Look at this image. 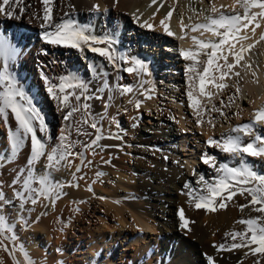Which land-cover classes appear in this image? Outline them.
Instances as JSON below:
<instances>
[{
	"label": "bare ground",
	"instance_id": "1",
	"mask_svg": "<svg viewBox=\"0 0 264 264\" xmlns=\"http://www.w3.org/2000/svg\"><path fill=\"white\" fill-rule=\"evenodd\" d=\"M2 4L3 0H0V5ZM19 4L24 9L19 19L8 18L4 12H0V33L10 39L16 38L14 42L20 52L15 61L11 62L12 70L20 87L33 98L48 126L51 140L45 137L46 152L57 145V138L61 131L66 129L63 116L67 110H62L49 96L45 76L57 84L59 78L66 74L77 76L87 85L86 95L93 96V99L86 101L90 105V119L102 127L105 137H121L99 141L101 147L96 148V155L86 152L85 164L88 161H91V164L82 166L80 173H75L76 165L80 164L79 159H76L71 167H61L59 171L52 173L54 181L61 184H79L78 188L65 186L64 194L56 200L54 206L50 201L41 199L35 206L28 203L21 209L14 190L9 185L18 171L26 168L30 142L26 141L17 155L11 156L9 130L15 128V121L11 115L7 123L0 120V216H3L16 237L14 244L17 250L13 254L20 264H25L20 248L27 254L29 264H158L159 257L162 258L161 264H207L208 257L213 258L214 264H256L257 260L259 264H264V255L253 256L245 247L218 250L220 245L227 249L232 243L239 242V239L233 241L230 236L225 235L245 230L246 226L237 221L260 215L252 211L251 206L240 210V205L249 203L250 197L247 194H237L227 202L226 208H217L215 212H208L203 208L188 209L186 216L196 219V223L191 225L189 222L187 228L181 230L185 236L190 237V241L183 240L179 246L173 244L170 234L179 231L176 228L180 223L175 217L174 209L182 204L181 196L184 192L189 195L190 190H196L195 194L199 195V190L203 187L198 183L199 178L204 176L211 183L220 173L216 169L201 171L191 180L187 175L189 171L183 172L182 169L181 172V168L177 170L171 167L173 160L165 155V152L160 160L155 154L152 158L149 157L147 152L148 147L163 148L167 147L166 143L174 141L173 136L177 133L172 125L184 130L181 119L178 120L180 127H177L175 118L171 114L166 117V112L158 108V101H161L158 93L167 95V85H174L173 88L182 92L188 104L190 103L187 96L189 86L178 83V75L182 69L187 73L188 67L187 60L180 55L181 51L197 48L193 37L202 41L218 40L211 32L191 31V26L205 23L206 16H216L221 12L226 15H243V9L236 0H156L155 4L153 0H53L52 16L55 22L71 18L81 25L88 26L91 34L98 38L110 39L117 57L139 59L148 65L150 75L145 77L127 73L124 69L131 65L124 64L119 59L114 67L87 47L80 51L44 43L41 37L45 29L40 27L41 20L36 18L43 16L44 5L41 0H19ZM93 5H99V12L93 10ZM20 7L5 6L7 11L15 8L17 14L20 13ZM211 7L217 8L218 12L212 13ZM169 11H172V16L166 18ZM65 13L69 15L65 16ZM134 15L140 17L139 23L134 19ZM161 20L169 25L174 35L165 33L160 25ZM144 22L154 27H141ZM182 24L186 26L183 31ZM260 24L254 34L251 31L252 26L242 32L248 39L236 46L237 49L241 44L245 47L259 46L258 56L259 59L263 58L260 65H256L259 75L253 73V68L246 66L252 49L245 53L240 66L234 69V72L243 75V88L246 87V92L253 97V102L249 99L247 107L253 114L264 107V40L260 39L264 34V20H260ZM227 49L226 45L225 54ZM199 60L201 63L198 67L200 66L202 71L206 66V56H200ZM229 62H232L231 55ZM165 73L169 74L168 80ZM248 73L255 74V79L250 80ZM236 77L238 80V76L232 74L223 81L227 87L219 93L226 100L231 95L234 101L231 103L234 105L239 104V100L232 93L237 91L239 85ZM105 82L112 90L98 92ZM117 85L132 87L133 92L120 95L116 91ZM230 85L232 87H229ZM217 90L211 84L205 88L206 92L212 94L217 93ZM193 91L199 101L198 106L203 107V103L209 102L207 96L199 95L198 87ZM238 93L240 97L244 96L240 89ZM175 94L173 92L171 97H175ZM97 95L105 98L97 99ZM109 95L112 96L110 101L107 99ZM148 96L151 98H146ZM179 100L180 103H176L178 107L183 102L182 98ZM137 101L141 102L139 109L135 107ZM105 104L108 105L107 108ZM166 105L170 106L167 101ZM142 108H145L148 114L152 111L157 114L159 120L153 123V127H139L137 121ZM123 114L126 118L125 126L118 122ZM80 117L81 113H76L73 119L79 120ZM196 125L202 130L207 141L211 130ZM87 131L94 130L88 128ZM70 138L80 142L74 150L83 151L82 144L93 139L94 134L78 135L75 128H72ZM186 139L187 135L184 134L179 138L180 144L183 145ZM131 150L134 151L133 163L129 159ZM166 150L173 151L170 147ZM6 156L8 158L4 159ZM223 162L235 167V163ZM46 163V159L42 158L36 164L37 175L45 171ZM239 164L240 162L236 167ZM98 172L103 175L97 177ZM74 173L77 177L75 180ZM80 176L84 178L79 179ZM186 184L190 188H186ZM89 187L91 191L88 190ZM161 193L165 196L160 197ZM9 211L13 212L11 216ZM118 241L126 242L120 250V256L114 252ZM4 243L12 249L11 241L5 240ZM101 254L105 255L102 261L99 257ZM0 264H13L11 255L2 247Z\"/></svg>",
	"mask_w": 264,
	"mask_h": 264
},
{
	"label": "snow or ice",
	"instance_id": "2",
	"mask_svg": "<svg viewBox=\"0 0 264 264\" xmlns=\"http://www.w3.org/2000/svg\"><path fill=\"white\" fill-rule=\"evenodd\" d=\"M41 2L44 5L43 16H37L36 18L41 20L40 27L45 29L41 37L44 43L78 49L80 51H83L87 47L89 51L98 54L114 67L117 66V59L124 64H130L131 66L124 69L129 74H135L138 77L150 75L146 63L135 58L117 57L111 40L98 38L91 34L88 26L81 25L71 18L55 22L52 16L53 0H41ZM236 2L243 9V15H226L221 12L216 16H206L205 23H197L191 26V31L203 30V32H211L213 36L218 37V40L202 41L193 37L197 48L195 50H182L180 53L183 59L192 62L186 69L189 74L190 89L187 96L190 102L189 106L193 108L198 117L200 115V109L198 108L199 101L194 96L193 90L198 87L199 95L207 96L209 102H211L213 94L205 91L206 85L211 84L213 87L222 90L227 87L223 81L230 78L232 74L239 76L240 73L234 72V69L240 66L241 61L244 60L245 53L252 47V45L245 47L241 44L239 49H237L238 43L248 39V36L242 35V32L252 26L251 31L254 34L256 29L261 26L260 20H264V0H236ZM153 3L155 4L156 0H153ZM12 5L20 7L19 0H3V4L0 5V12H4L8 18L19 19L24 9L20 7L19 14L15 12V8L12 11H7L5 6L12 7ZM93 10L99 12V5H93ZM210 11L217 13L218 9L211 7ZM68 15V13H65V16ZM171 16L172 11H169L166 18H170ZM134 19L138 23L140 22V17L134 15ZM160 25L167 35H174L164 20L160 21ZM140 26L148 27L149 29L154 27L151 24H147V22L141 23ZM181 27L183 31L186 26L182 24ZM260 39L264 40V34L261 35ZM15 40V37L10 39L0 33V61H2L0 63V120L7 123L9 115H11L15 121V128L9 130L10 155L16 156L26 141L30 142V152L26 161V168L18 171L9 186L13 188L15 198L19 202L21 209L28 203L35 206L41 199L50 201L54 206L56 200L60 199L64 194L63 188L65 186H75L78 188L79 184H61L54 181L52 173L59 171L61 167H71L76 159L80 160V164L76 165L75 173H80L82 166L86 167L91 164V161L85 164L86 152L96 155V148L101 147L99 141L105 138L121 139V137L119 135L105 137L102 127L90 119V105L86 101L93 99V96L86 95L88 92L87 85L77 76L71 74L61 76L58 84L52 83L45 76L44 81L49 96L62 107V110H67L63 116L66 129L62 130L57 138V145L46 152L47 144L45 137L51 140V136L48 135V126L45 123L44 117L35 106L33 98L20 87V83L12 70L11 62L15 61L20 52L17 43L14 42ZM98 45H106V47ZM226 45L228 46L227 54L224 52ZM201 55L206 56V66L203 67L202 71L198 67L201 63L199 60ZM229 55L232 57V62H229ZM221 60L223 63H220ZM246 66L250 67V65ZM146 82L144 81V83ZM111 90V86L105 82L97 91ZM116 91L120 95H126L132 93L133 88L117 85ZM237 92H239V89H237ZM95 98L104 99L105 97L97 95ZM146 98L151 97L148 96ZM107 99L110 101L112 96L109 95ZM140 104L141 102L137 101L135 107L139 109ZM105 107L107 108L108 105L105 104ZM213 110L219 111L215 106H213ZM76 113H81L79 120L73 119ZM220 114L224 115L223 112ZM236 115L239 114L237 113ZM253 115L254 119L251 122L232 128L231 131L235 135H228L220 140L209 137L207 140V145L210 148L219 149L223 153L230 154L233 158L239 157L240 165L231 167L227 163L220 164L216 169L220 175L214 182L205 181L204 177L201 176L198 183L202 184L203 187L199 190V195L195 194L196 190H190L189 195L194 200L196 209L203 208L208 212H215L217 208H226L227 202L231 201L237 194L242 196L247 194L250 197L249 203L240 205V210L243 211L245 207L251 206L252 211L260 215L237 221L239 224L246 226L245 230L242 232L226 233L225 235L230 236L233 241L239 239V242L232 243L230 248L227 249L224 245H220L218 250H232L245 247L249 249L253 256H256L257 254L264 255V174H258L253 170L246 161V158H264V136L256 134L254 140L247 144L243 143V136L252 135L257 125H264V107L257 110ZM197 122L198 126H202L199 119ZM212 126L215 127V125ZM72 128H75L78 135L93 136L94 134L93 139L82 144L83 151L74 150L80 142L70 138ZM88 128L94 131L89 132L87 131ZM7 158V156L4 157V159ZM42 158H45L47 161L44 166L45 171L37 175L35 166ZM216 159L215 156L207 153L202 154V163L205 165L216 167ZM75 173L73 174L74 180L77 179ZM96 175L99 177L103 173L98 172ZM83 178V176L79 177V179ZM185 187L190 188L188 184ZM88 190L91 191V187ZM179 218L181 221L180 227L187 228L189 221L185 218L183 210H180ZM15 239L16 237L12 233L11 227L4 220L3 216H0V247L4 251L9 252L13 264H20L13 254L17 250L14 244ZM5 240L13 243L12 249H9L8 245L4 243ZM253 245L255 247H252ZM214 247L216 246L214 245ZM19 251L24 255L25 264H29L27 254L23 252L22 248ZM207 264H214L212 257L207 258ZM256 264H259V260H257Z\"/></svg>",
	"mask_w": 264,
	"mask_h": 264
},
{
	"label": "rangeland",
	"instance_id": "3",
	"mask_svg": "<svg viewBox=\"0 0 264 264\" xmlns=\"http://www.w3.org/2000/svg\"><path fill=\"white\" fill-rule=\"evenodd\" d=\"M251 49H252L251 53H249V56L247 57L248 63L246 65H250V67L248 68L249 69L253 68L255 71L253 73H256L259 75V71L256 65L259 66L260 61H263V58L259 59V56H258L259 46L256 45L254 47H251ZM191 63H192L191 61H187L188 66ZM199 69H200V66H199ZM166 72H169V71H166ZM253 73H248L249 74L248 76L249 77L251 76L250 80L255 79V74ZM165 75H166V79L168 80L169 74L165 73ZM192 75H195V74H192ZM178 76L180 80L178 82L179 85L180 84L182 85L183 83L189 86V81L187 82V78L189 77V75L188 73L185 72L184 69H182L181 74H179ZM242 76L243 75H239L238 80H237V77L235 80L237 84H239L238 87L240 91L244 94V96L240 97L239 96L240 94L237 91L232 92L233 96L237 98V100H239V104L234 105L233 103H231V102H234L232 97H230L231 95L227 97V100L225 99L224 96L222 95L220 96L219 93L221 92V89H218L217 93H213L211 97V103L206 101L205 103H203L204 104L203 107L198 106V108L200 109L199 117L197 116V113L193 110V108L190 109L189 104L185 98V95L182 92L175 90L173 88L174 85L172 86L167 85V89H166L167 95L165 94L163 96L158 93V97L159 99H161V101L160 100L158 101L159 103L158 108L161 111L166 112V113L164 112L166 117L169 116V114H171L176 120V121L173 120V122L175 121V123H178V120L181 119L183 122L184 130L177 129L175 126L172 125V127L174 128V132L177 133L176 135L173 136L174 141L171 140L170 143H166L167 147H163V148L161 146L153 147V148L148 147L147 148L148 149L147 152H149L148 156L151 157L155 154L156 158L160 160V157H162L163 153L165 152L166 154L165 153L164 154L167 155L168 157H171L173 160V164L171 165V167L177 170L178 169L180 170L181 168V172H182V169H183V172L189 171V173L187 172V175L189 176L191 180H193L196 177V174H199L201 171H210L212 169H217L220 164L225 163L223 161H230V163H233V164L235 163V167H236V165L240 162L239 157L233 158L230 154L223 153L219 149L210 148L207 145V141H206L204 133L202 132V130L197 128L196 124H198L197 121L199 119L202 123V126H201L202 129H208L209 131L211 130V133L208 134V139L209 137H212L217 140H220L223 137H226L228 135H235V133H232L231 131L233 127L251 122L253 111L251 109L250 111L247 107L249 105V102H248L249 99H250V102H253V97L251 98V94L250 93L248 94V92H246L247 91L246 87L243 88V84L241 82H243L244 80ZM229 87H232V86L230 85ZM173 92L174 94L176 93L175 97H171ZM216 94L218 95L217 98H216ZM180 98L183 99V102L178 107V104L176 105V103H180V100H179ZM207 99L209 100L208 97ZM166 101H167V104L170 105L169 107L166 105ZM213 106H215L216 109H219V111L213 110ZM144 109L143 108L141 109L140 117L137 123L139 124V127L140 126L141 127H145V126L153 127V123L154 122L156 123V121H158L159 118L157 117V114H155V111H152L150 114H148V112ZM221 112H223L224 115H221L220 114ZM237 113L239 115H236ZM148 121H149V125H148ZM118 122L123 126L126 125V118L124 114L121 115ZM212 125H215V127H213ZM177 127H180V123L177 124ZM184 134L187 135V139L184 142V144L181 145L179 138L182 137ZM256 134H260L264 136V125L263 126L257 125L256 130L252 135L243 136V143L247 144L248 142H251L252 140H254ZM134 144L135 143L133 141L132 145ZM169 147L172 148L173 151L166 150ZM204 153L215 156L217 158L216 167H211L209 165H205L202 163V154ZM129 159L131 163H133L134 161V151L133 150H131L130 152ZM246 161L248 162L249 166L252 167L253 170H255L258 174H264L263 158L247 157ZM194 172L195 174H193ZM204 179L205 181H208L205 177ZM164 196L165 194L163 193L160 194V197H164ZM179 196H181V194H179ZM182 196H181V198L183 199L182 204L178 208L175 207L174 209L175 217L177 218V221L179 220L178 222H180L177 225L178 227L176 228V230L179 229V231L173 234H170L172 243L178 246L183 240L190 241V237L185 236L186 234L182 232L181 227H180V224H181V221L179 218L180 210H183L185 218L190 222L191 225H195L196 223V219L186 216V211L188 209L191 210L195 208L194 200L185 192ZM6 207H8V205H6ZM11 214H13V212L9 211L10 216ZM148 236H150V234ZM125 243L126 242H121V241H118L116 243L114 252H117L118 256H120L121 254L120 250L123 248V245H125ZM168 253L169 251L167 252V256H168ZM104 256L105 255H102V254L99 256L101 261L104 259ZM147 256H148V253H147ZM161 262H162V258L159 257L158 264H161Z\"/></svg>",
	"mask_w": 264,
	"mask_h": 264
}]
</instances>
